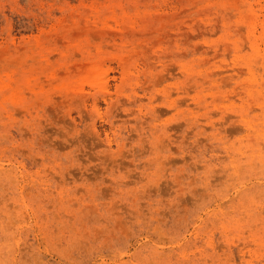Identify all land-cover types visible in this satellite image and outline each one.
Instances as JSON below:
<instances>
[{"label": "rangeland", "instance_id": "rangeland-1", "mask_svg": "<svg viewBox=\"0 0 264 264\" xmlns=\"http://www.w3.org/2000/svg\"><path fill=\"white\" fill-rule=\"evenodd\" d=\"M0 264H264V0H0Z\"/></svg>", "mask_w": 264, "mask_h": 264}]
</instances>
